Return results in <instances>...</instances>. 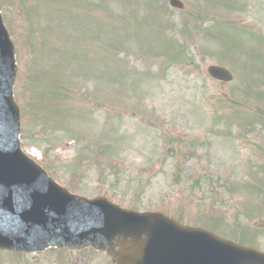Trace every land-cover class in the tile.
<instances>
[{
  "label": "rangeland",
  "instance_id": "rangeland-1",
  "mask_svg": "<svg viewBox=\"0 0 264 264\" xmlns=\"http://www.w3.org/2000/svg\"><path fill=\"white\" fill-rule=\"evenodd\" d=\"M77 1L0 0L22 75L24 151L74 194L220 227L219 236L264 251V86L247 87L264 83V47L253 53L261 41L245 32L211 36L234 26L264 35V0H235L246 11L232 14L230 0H182L183 12L169 0ZM85 1L101 11L82 13ZM162 15L176 22L167 33L176 51L161 41ZM210 65L229 69L234 82L211 80ZM49 70L54 81L77 74L94 95H69L53 118L38 114ZM76 255L37 264H83Z\"/></svg>",
  "mask_w": 264,
  "mask_h": 264
},
{
  "label": "water",
  "instance_id": "water-1",
  "mask_svg": "<svg viewBox=\"0 0 264 264\" xmlns=\"http://www.w3.org/2000/svg\"><path fill=\"white\" fill-rule=\"evenodd\" d=\"M173 7L183 9L178 0ZM209 73L231 80L223 68ZM14 46L0 11V247L39 252L51 247L106 251L117 264H264V254L180 225L160 213L124 210L62 188L21 148L13 89Z\"/></svg>",
  "mask_w": 264,
  "mask_h": 264
},
{
  "label": "flooded vegetation",
  "instance_id": "flooded-vegetation-1",
  "mask_svg": "<svg viewBox=\"0 0 264 264\" xmlns=\"http://www.w3.org/2000/svg\"><path fill=\"white\" fill-rule=\"evenodd\" d=\"M54 252V251H51ZM49 253V254H48ZM57 253V254H54ZM54 253L46 252L41 255L34 254H21V253H14V252H8V251H0V264H23L26 262V264H37L41 263L44 258L47 257H56L61 260L66 261L70 260V253L67 251H57ZM88 254H80L81 257H85L82 260L83 264H113L112 261L107 258L106 256L102 254H93L92 252H87ZM47 254V255H46ZM61 257V258H60ZM64 258V259H63ZM49 259V258H48ZM78 261L75 260L74 263H77ZM66 263V262H65Z\"/></svg>",
  "mask_w": 264,
  "mask_h": 264
},
{
  "label": "trees",
  "instance_id": "trees-1",
  "mask_svg": "<svg viewBox=\"0 0 264 264\" xmlns=\"http://www.w3.org/2000/svg\"><path fill=\"white\" fill-rule=\"evenodd\" d=\"M39 75L37 74L36 80H40ZM47 82L48 87L43 91V104L42 108L38 109V114L41 115V112L45 111L50 118H53L55 114H60L65 111L64 106L66 102L72 99V96L69 95L75 94L78 86L74 87L71 85L69 88H66V83L63 81L54 82L48 79ZM84 98H87V96ZM80 105L83 106L84 103H80Z\"/></svg>",
  "mask_w": 264,
  "mask_h": 264
}]
</instances>
